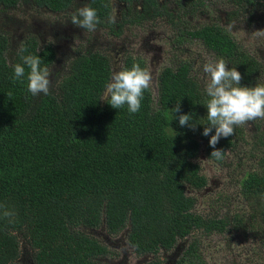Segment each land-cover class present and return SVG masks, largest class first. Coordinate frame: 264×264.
<instances>
[{
    "label": "trees",
    "instance_id": "trees-1",
    "mask_svg": "<svg viewBox=\"0 0 264 264\" xmlns=\"http://www.w3.org/2000/svg\"><path fill=\"white\" fill-rule=\"evenodd\" d=\"M114 1L126 7L119 22L113 20ZM168 1L0 0V15L21 4L54 13L91 4L102 21L96 29L116 26L121 31L126 25L165 17L176 26L182 17L178 11L177 17L170 12ZM214 1L190 0L191 15L204 13ZM221 2L228 8L226 23L204 24L186 31L187 37L224 58L229 67L235 66L242 85L264 83V64L225 28L241 16L258 18L264 13V0ZM21 44L53 68L57 52L52 44H41L35 37ZM17 50L10 51V36L0 26V264H19L23 243L32 252V264H103L108 248L82 228L104 227L110 235L128 230V243L139 256L170 252L192 237L181 247L176 264H207L199 234L245 233L248 224L264 238V159L260 172H250L241 180V194L254 214L203 215L196 211V198L188 194L189 189L208 185L195 162L201 146L209 159L222 164L243 135L239 125L232 136L219 140L216 148L223 150V159L218 161L210 157V137L202 135L205 125H179L183 113L194 114L193 122L206 120L207 109L200 104L205 86L194 77L189 62L165 67L158 78V104L149 88L141 110L130 114L126 106L114 109L101 100L113 71L108 56L95 51L77 54L49 95L33 97L25 84L12 79ZM134 62L146 68L144 60L132 56L123 67ZM177 103L181 112L173 119ZM4 211L13 215L5 217Z\"/></svg>",
    "mask_w": 264,
    "mask_h": 264
},
{
    "label": "rangeland",
    "instance_id": "rangeland-1",
    "mask_svg": "<svg viewBox=\"0 0 264 264\" xmlns=\"http://www.w3.org/2000/svg\"><path fill=\"white\" fill-rule=\"evenodd\" d=\"M189 1H168L170 12L177 17L178 11L182 17V21L176 26L165 17L126 25L121 31L116 26L114 30L100 28L87 31L71 22L70 15L73 10L67 13H54L28 4H21L15 10L0 15V26L10 36L12 52H16L20 43L28 37H35L41 44L53 45L57 52V61L51 69L50 90L56 88L68 72L70 61L79 53L95 51L108 56L113 71L121 69L129 56L141 58L152 74L150 89L157 105L158 78L165 67H175L181 61L189 62L194 77L205 86L207 78L202 72V65L206 61L218 59L200 41L187 37L186 31L210 22L225 24L227 4L221 0L214 1L208 4L204 13L193 16L190 13ZM178 5L182 7L179 8ZM125 9L123 3L113 2L115 22L121 20ZM134 9L139 11L141 6L136 4ZM258 16L252 19L241 16L227 24L225 28L245 51L264 64V13ZM241 127L243 135L238 138L236 149L227 153L222 164L209 159L204 145L201 146L195 162L200 165L202 173L207 177L208 185L203 190H188V194L196 198V211L200 214L218 218H230L236 213L254 214V207L248 204L241 194L240 182L250 172L260 170L261 160L264 159V123L261 118H257L241 124ZM244 228L245 233L228 231L208 236L199 234L200 250L206 263L264 264V238L256 236L248 224ZM80 230L108 248L109 255L101 259L103 264H149L151 261L168 264L177 255L175 250L162 251L155 256L137 255L128 243V230L117 235L108 234L104 227ZM192 240L190 237L180 242V245L185 247ZM32 258V252L23 243L19 264H32Z\"/></svg>",
    "mask_w": 264,
    "mask_h": 264
},
{
    "label": "clouds",
    "instance_id": "clouds-1",
    "mask_svg": "<svg viewBox=\"0 0 264 264\" xmlns=\"http://www.w3.org/2000/svg\"><path fill=\"white\" fill-rule=\"evenodd\" d=\"M71 22L87 31H94L102 22L98 11L91 4H85L75 9L70 15ZM18 62L13 66L14 81L26 85V91L33 97L50 94L52 86L51 70L43 63V59L33 52H29L27 44H21L17 50ZM224 58L206 61L202 65V72L207 78L205 96L202 105L207 109L205 121L193 122V115L180 114V126L195 127V124L205 125L202 135L210 137L209 145L213 148L210 157L215 160L223 159V150L217 149L219 140L234 134L236 126L257 118H264V83L242 85V75L235 67H229ZM152 74L140 63L134 62L131 67H123L110 73L103 86L102 99L112 108L121 109L125 106L130 114L141 110L145 91L150 88ZM177 103L172 113H180ZM172 119V120H173ZM5 217L13 215L4 211Z\"/></svg>",
    "mask_w": 264,
    "mask_h": 264
},
{
    "label": "flooded vegetation",
    "instance_id": "flooded-vegetation-1",
    "mask_svg": "<svg viewBox=\"0 0 264 264\" xmlns=\"http://www.w3.org/2000/svg\"><path fill=\"white\" fill-rule=\"evenodd\" d=\"M203 174V173H202ZM244 178V177H243ZM242 178V179H243ZM241 179V180H242ZM241 183V182H240ZM181 245H180V243L177 245V247H176V249H174L176 252H177V255L175 256V258L173 259V260H171L168 264H176V262H177V259H178V257H179V255L181 254V250L179 251V249H181ZM179 252V253H178Z\"/></svg>",
    "mask_w": 264,
    "mask_h": 264
}]
</instances>
